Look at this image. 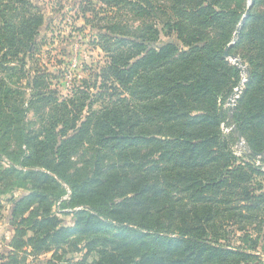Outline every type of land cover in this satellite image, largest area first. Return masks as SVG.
I'll return each instance as SVG.
<instances>
[{"label":"trees","instance_id":"obj_1","mask_svg":"<svg viewBox=\"0 0 264 264\" xmlns=\"http://www.w3.org/2000/svg\"><path fill=\"white\" fill-rule=\"evenodd\" d=\"M98 1L77 16L105 63L62 98L55 18L0 0V264H264V0L229 56L249 0Z\"/></svg>","mask_w":264,"mask_h":264},{"label":"rangeland","instance_id":"obj_2","mask_svg":"<svg viewBox=\"0 0 264 264\" xmlns=\"http://www.w3.org/2000/svg\"><path fill=\"white\" fill-rule=\"evenodd\" d=\"M39 1L48 14L58 17L56 21L54 20L55 23H52L50 28H48L47 32L44 29L43 33L48 36L49 42L42 50L40 56L46 61V64L49 65L48 67L50 70H59L61 72V75L58 73L60 78L55 80L54 84L58 85L57 89L62 98H66L71 94V89L76 81L90 78V74L99 71L96 70L98 69L96 66H102L105 63L106 56L103 50L95 45L97 42L95 31H93L91 26L87 27L86 22L81 17L77 16V12L80 8L79 3L84 0ZM91 1L99 4V6L102 5L98 0ZM250 1L252 0L248 2L250 3ZM57 6H61L60 11L57 10ZM55 11H57V13ZM102 25H104V23H102ZM48 26H46V28ZM59 63H61V65H59ZM230 63L235 65L231 59ZM241 75V81H239L237 87L234 88L233 93L244 79L242 73ZM229 99L227 100V107ZM223 129L225 132L229 133L233 130V127H226L223 125ZM237 150L240 151L238 147ZM6 198L7 197H2L0 199L4 201L6 205V211L4 213L8 215L7 210L10 204L5 202ZM5 214L3 219H0V254L3 251L7 237L11 235L10 233L12 231V223L5 217ZM68 221H70L69 218Z\"/></svg>","mask_w":264,"mask_h":264},{"label":"water","instance_id":"obj_3","mask_svg":"<svg viewBox=\"0 0 264 264\" xmlns=\"http://www.w3.org/2000/svg\"><path fill=\"white\" fill-rule=\"evenodd\" d=\"M251 7H252V1H250L249 8H248L245 16L243 17L239 27L237 28V31L235 33V37H234L233 42L226 49V56H229L228 50L231 47H233L235 45V43L237 42V40H238V38L240 36L242 27H243V25H244L248 15H249V13H250ZM231 60L241 70V72L243 74V77H244V79L242 80L241 84L238 86V88L236 89V91L233 93V95L231 96V98L228 101V108H229V115H230L229 122L232 123L233 122V113H234V111L237 108V102H238V99H239V95L241 94V91L243 90V86L251 79V75H250V72L248 70L247 65L239 57L231 56ZM232 127H233V129H235V135L238 138V146H237L238 149L240 150V152L248 151L249 147L245 143V141L243 139V136L236 129V126L232 125ZM253 155H255L258 158H262V157L264 158V155L262 153H253Z\"/></svg>","mask_w":264,"mask_h":264},{"label":"crops","instance_id":"obj_4","mask_svg":"<svg viewBox=\"0 0 264 264\" xmlns=\"http://www.w3.org/2000/svg\"><path fill=\"white\" fill-rule=\"evenodd\" d=\"M46 11V10H45ZM46 15H47V17H48V21H47V23H46V25H50V21H51V19L53 18H55V21L57 20V16L56 15H54V16H51V14H48L47 13V11H46ZM55 21L53 22V23H55ZM9 207H10V205H9ZM8 207V209H10ZM7 213H8V215H6L5 214V217L8 219V220H10V214H9V211H7ZM69 220H71L70 219V217H69ZM68 223H71V221L70 222H68ZM11 235L9 236V237H7V239H6V243H5V245H4V248H3V251L1 252V254H5V253H7L8 251H10V248H9V242H10V240H11V237H12V231H11V233H10ZM45 258H50V255H48L47 257H43V258H41V259H45ZM31 263H29V264H35L36 262H33L32 263V260L30 261Z\"/></svg>","mask_w":264,"mask_h":264}]
</instances>
